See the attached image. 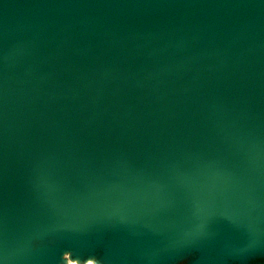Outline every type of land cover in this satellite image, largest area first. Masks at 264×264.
<instances>
[{"label": "water", "instance_id": "1", "mask_svg": "<svg viewBox=\"0 0 264 264\" xmlns=\"http://www.w3.org/2000/svg\"><path fill=\"white\" fill-rule=\"evenodd\" d=\"M68 261L264 264V0H0V264Z\"/></svg>", "mask_w": 264, "mask_h": 264}, {"label": "bare ground", "instance_id": "2", "mask_svg": "<svg viewBox=\"0 0 264 264\" xmlns=\"http://www.w3.org/2000/svg\"><path fill=\"white\" fill-rule=\"evenodd\" d=\"M67 264H78V263H76V262H72V261H68V263ZM85 264H93L91 261H88L87 263H85Z\"/></svg>", "mask_w": 264, "mask_h": 264}, {"label": "snow or ice", "instance_id": "3", "mask_svg": "<svg viewBox=\"0 0 264 264\" xmlns=\"http://www.w3.org/2000/svg\"><path fill=\"white\" fill-rule=\"evenodd\" d=\"M194 253V251H192V252H188L187 254H193Z\"/></svg>", "mask_w": 264, "mask_h": 264}]
</instances>
